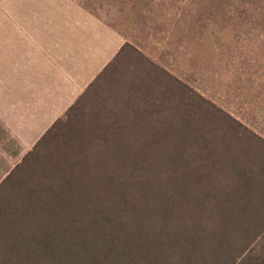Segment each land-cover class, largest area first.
I'll list each match as a JSON object with an SVG mask.
<instances>
[{
	"label": "rangeland",
	"instance_id": "rangeland-1",
	"mask_svg": "<svg viewBox=\"0 0 264 264\" xmlns=\"http://www.w3.org/2000/svg\"><path fill=\"white\" fill-rule=\"evenodd\" d=\"M81 10L116 56L42 140L6 65ZM0 264H264V0H0Z\"/></svg>",
	"mask_w": 264,
	"mask_h": 264
},
{
	"label": "crops",
	"instance_id": "crops-1",
	"mask_svg": "<svg viewBox=\"0 0 264 264\" xmlns=\"http://www.w3.org/2000/svg\"><path fill=\"white\" fill-rule=\"evenodd\" d=\"M93 25L94 17L89 15L87 10H81L79 17L70 16L54 21L53 24L47 23L48 27H54V30L50 31L53 35L46 31L22 34L24 43L21 46V57L6 65V98L9 106L5 108L9 111V117H18L19 122H30L35 116L36 123H48L49 127L45 133L66 115L116 56V52L111 56L109 52L112 43L118 38L109 39L108 33L103 30L94 32ZM25 53L27 55H23ZM56 78L57 84L54 82ZM41 82L53 83L60 88H50L43 99L39 90ZM54 92H62L58 110L60 113L56 115L50 109L48 101L56 104L51 95Z\"/></svg>",
	"mask_w": 264,
	"mask_h": 264
},
{
	"label": "trees",
	"instance_id": "trees-1",
	"mask_svg": "<svg viewBox=\"0 0 264 264\" xmlns=\"http://www.w3.org/2000/svg\"><path fill=\"white\" fill-rule=\"evenodd\" d=\"M109 66V65H108ZM107 66V67H108ZM86 92L83 93V95L85 94ZM83 95L77 100V102L68 110V112H70V110H72L74 108V106L80 101V99L83 97ZM67 112V113H68ZM63 124V121L61 119H59L57 122H55L53 124V126L45 133V135L42 137V140L46 139L49 135L51 134H57L56 132L60 129V126ZM38 142V144L36 145L35 149L33 150V152L29 153L28 154V157H31L33 156L36 152V149L40 146L41 142ZM134 182L136 184H138V181L137 180H134ZM115 185H110V191L107 192V198L108 197H113V194L111 193L112 192V188L115 192L114 194V197H115V203H113L111 206H110V214L111 215H114L115 216L121 212V209H125L127 207V202L129 200L130 197L133 196L132 194V190H133V187H130L129 184L125 181H121V183L118 184V186L114 187ZM112 199V198H111ZM45 205H44V209L46 210H49L50 208V211L51 212H55V211H59V212H63V211H66L67 214H70V213H73L74 212V208H73V204L71 203H56V204H53L51 201H45ZM75 228V223L72 224V226L69 228V229H74Z\"/></svg>",
	"mask_w": 264,
	"mask_h": 264
}]
</instances>
